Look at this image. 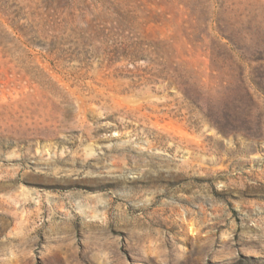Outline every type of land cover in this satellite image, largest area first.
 Masks as SVG:
<instances>
[{"label": "rangeland", "instance_id": "obj_1", "mask_svg": "<svg viewBox=\"0 0 264 264\" xmlns=\"http://www.w3.org/2000/svg\"><path fill=\"white\" fill-rule=\"evenodd\" d=\"M0 264H264V0H0Z\"/></svg>", "mask_w": 264, "mask_h": 264}]
</instances>
